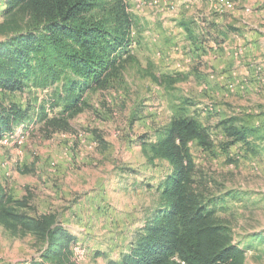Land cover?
Wrapping results in <instances>:
<instances>
[{
	"label": "rangeland",
	"instance_id": "rangeland-1",
	"mask_svg": "<svg viewBox=\"0 0 264 264\" xmlns=\"http://www.w3.org/2000/svg\"><path fill=\"white\" fill-rule=\"evenodd\" d=\"M127 1L136 34L132 58L119 77L87 96L90 106L71 119L68 132H51L46 124L32 121L1 135L0 186L14 199L28 201L22 211L57 214L75 234L74 247L84 250L83 264H107L127 247L158 199L147 183L158 182L165 173L161 166H147L139 138L166 125L174 113L172 104L190 96L196 101L190 109L215 139L212 152L192 145L198 177H207L212 193L227 199L243 193L242 200L231 199L230 208L220 214L231 221L234 240L245 246L253 234H264V50L259 43L264 41V0L246 5L234 0L228 10L219 9L217 0H205L227 20L220 35L228 39L231 30L243 32L240 41L226 46L235 68L224 77L211 64L217 43L201 44L194 54L179 26L186 17L201 25L210 21L191 1L176 12H163L153 0ZM2 10L0 0V22ZM159 14L166 15L161 23L154 22ZM175 73L186 77L168 85L166 76ZM27 90H0V104L27 107L36 97L54 113L46 100L50 93ZM230 116L249 129L248 143L223 150L219 144L224 138L215 124ZM254 240L246 264H264V244ZM40 248L32 235L14 236L0 225V264H29Z\"/></svg>",
	"mask_w": 264,
	"mask_h": 264
},
{
	"label": "trees",
	"instance_id": "trees-1",
	"mask_svg": "<svg viewBox=\"0 0 264 264\" xmlns=\"http://www.w3.org/2000/svg\"><path fill=\"white\" fill-rule=\"evenodd\" d=\"M1 3L0 90L48 92L54 113L50 115L49 103L36 97L27 107L0 104V136L32 121L46 124L51 132L70 131L71 119L90 106L87 96L110 87L132 58L136 21L128 1ZM205 22L201 25L193 17L179 22L194 54L201 44L225 40L220 25ZM185 77L175 73L165 81L172 86ZM195 104L193 97H181L172 104L174 113L166 125L140 136L147 166H161L165 173L158 182L147 183L158 199L131 233L127 247L107 264H246L248 249L255 246L252 239L264 244V234L258 233L241 246L234 240L231 221L220 214L230 208L231 199L242 200L243 193L227 199L212 193L207 177H198L192 145L212 152L215 139L209 125L190 109ZM215 128L223 135V150L248 143L249 129L235 116L221 118ZM28 206L26 199L16 200L0 186V225L14 236L30 234L41 245L29 264H83L74 256L75 234L57 214L32 215L20 209Z\"/></svg>",
	"mask_w": 264,
	"mask_h": 264
},
{
	"label": "crops",
	"instance_id": "crops-1",
	"mask_svg": "<svg viewBox=\"0 0 264 264\" xmlns=\"http://www.w3.org/2000/svg\"><path fill=\"white\" fill-rule=\"evenodd\" d=\"M207 1H205V0H192L191 2L194 5H196L195 7H197V10L202 11L203 15L208 16V20L214 21L215 23L220 25L221 31L224 30L226 28L225 25L227 26V20L224 19L223 16L218 14L215 11V9L212 7V5L210 3L209 4L207 3ZM238 1L241 4L246 5L247 2L254 4L256 0H238ZM165 15L166 14H163V15L159 14V16L157 17L158 19L156 17L155 18L153 17L152 19L154 22H158V20H159L158 23H161L160 21L164 18ZM162 23H165V22H162ZM233 24H235V23H233ZM241 34L243 35V32L231 30L228 33L229 38L227 37L228 39H226V36H225V41L216 45V47L218 48L217 54H215V56H214V52H213V55H212L213 58H216V61H214V63L211 62L212 66L214 65V68L215 67H216V69L218 68V70L216 71V74L220 73L224 77V74L228 75V74L234 72L233 70L235 68V60L233 59V56L230 54V52L229 51L227 52L225 49H226V46L229 45L228 43L240 41L241 38L239 36H241ZM254 40L257 41L258 39L256 38ZM261 42L263 44V47H262ZM259 43L261 45L260 48L261 49L263 48V50H264V41L263 40L260 41V39H259ZM209 53H210L209 55H211V52H209ZM221 86H224V82L221 83Z\"/></svg>",
	"mask_w": 264,
	"mask_h": 264
},
{
	"label": "built area",
	"instance_id": "built-area-1",
	"mask_svg": "<svg viewBox=\"0 0 264 264\" xmlns=\"http://www.w3.org/2000/svg\"><path fill=\"white\" fill-rule=\"evenodd\" d=\"M143 1V0H142ZM192 0H153V4H155L156 6L162 8V11H174L176 12V10H178L179 7H181V5L187 4ZM216 4L218 5L219 9H221V7L225 9H233L234 8V0H217L215 1ZM11 138H14L15 141L21 143L22 140L19 139V137L17 135L12 136ZM73 251H74V256L75 259L80 262L83 263V261L85 260V252L84 250H82L81 248H75L73 247Z\"/></svg>",
	"mask_w": 264,
	"mask_h": 264
}]
</instances>
